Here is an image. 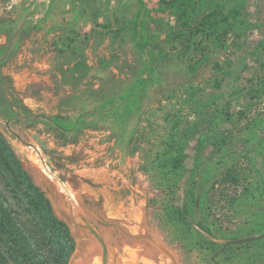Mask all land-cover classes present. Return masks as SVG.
Masks as SVG:
<instances>
[{
    "label": "rangeland",
    "instance_id": "obj_1",
    "mask_svg": "<svg viewBox=\"0 0 264 264\" xmlns=\"http://www.w3.org/2000/svg\"><path fill=\"white\" fill-rule=\"evenodd\" d=\"M164 1L0 0V73L31 109L0 115V130L57 215L95 244L100 264L101 244L81 217L105 239L108 264H214L212 242L218 250L234 235L262 233L247 234L255 207L229 200L254 177L245 158L251 128L264 137V0H248L253 26L240 48L206 53L162 41ZM133 18H146L137 40L122 29ZM227 61L231 74L218 87L215 63ZM212 96L220 107L231 99L232 115L215 128L227 144L203 150L216 183L211 207L196 220L212 233L198 227L184 239V225L169 212L185 203L200 133L189 139L180 177L164 164L188 126L208 131L204 118L218 114L217 104L202 110ZM56 115L67 123H55ZM80 256L75 238L70 262ZM216 259L264 264V239L232 245Z\"/></svg>",
    "mask_w": 264,
    "mask_h": 264
},
{
    "label": "trees",
    "instance_id": "obj_2",
    "mask_svg": "<svg viewBox=\"0 0 264 264\" xmlns=\"http://www.w3.org/2000/svg\"><path fill=\"white\" fill-rule=\"evenodd\" d=\"M59 1L63 0H51ZM247 3L248 0H165L163 9L169 12V18L160 24L158 34L164 35V42L181 43L184 52L193 50L206 53L240 48L253 26L248 16ZM140 28L146 29V18H142L139 24L135 18L130 19L122 27L125 35H130L134 40L138 39ZM148 40L153 48L161 46V42L153 43L150 37ZM215 69L221 76L214 83L221 87L226 76L231 74V63L217 62ZM190 89V95L194 98L195 89ZM260 89L264 90V77ZM237 92L235 90L233 93ZM230 100L226 101L224 107L218 105L216 96L205 102L202 111L207 108L205 106L213 104H217L218 111V114L214 112L204 118L208 121V131L205 129L199 132L200 125L196 123L188 126L180 138L174 141L171 155L164 164L172 178L180 177L185 169L189 139L193 134L200 133V146L189 174L191 185L185 203L182 208H173L169 212V217L184 225V239H189L198 227L212 233L208 225L196 220V214L204 213L207 207H211V191L216 183L215 164L205 160L203 150L209 145L221 148L227 144L225 137H217L215 128L232 119ZM193 104L201 105L196 100H193ZM22 112L29 114L31 109L15 95L9 78L0 73V115L5 119H13ZM53 120L59 125L67 123V119L61 115L54 116ZM251 129V147L245 158L254 177L237 196L229 200L230 205L241 202L255 207L257 224L247 234L264 231V225L261 224L264 221V137ZM242 235L244 233L233 237ZM210 249L214 253L219 250L214 242ZM74 251L75 238L70 226L57 215L46 192L34 181L0 130V264H69Z\"/></svg>",
    "mask_w": 264,
    "mask_h": 264
},
{
    "label": "water",
    "instance_id": "obj_3",
    "mask_svg": "<svg viewBox=\"0 0 264 264\" xmlns=\"http://www.w3.org/2000/svg\"><path fill=\"white\" fill-rule=\"evenodd\" d=\"M81 219L83 221L82 224L85 226V228H87L101 244L103 264H108V251H107V244H106L105 239L100 234V232L94 226H92L84 217H81ZM260 239H264V232L260 234H256V235L226 239L223 241L222 247L212 255L211 260L213 261L214 264H218V261L216 258L218 257L219 254L225 251L229 246L249 243V242L257 241Z\"/></svg>",
    "mask_w": 264,
    "mask_h": 264
},
{
    "label": "bare ground",
    "instance_id": "obj_4",
    "mask_svg": "<svg viewBox=\"0 0 264 264\" xmlns=\"http://www.w3.org/2000/svg\"><path fill=\"white\" fill-rule=\"evenodd\" d=\"M69 224L74 237L77 239L78 247L81 248V256L73 262L71 260L69 264H100L101 257L99 253H96V247L92 240L75 227L71 221H69Z\"/></svg>",
    "mask_w": 264,
    "mask_h": 264
},
{
    "label": "flooded vegetation",
    "instance_id": "obj_5",
    "mask_svg": "<svg viewBox=\"0 0 264 264\" xmlns=\"http://www.w3.org/2000/svg\"><path fill=\"white\" fill-rule=\"evenodd\" d=\"M107 244V243H106ZM107 251H108V247H107ZM101 264H103V259H102V263Z\"/></svg>",
    "mask_w": 264,
    "mask_h": 264
}]
</instances>
